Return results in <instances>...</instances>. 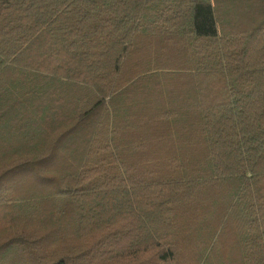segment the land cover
Returning <instances> with one entry per match:
<instances>
[{
	"label": "trees",
	"instance_id": "trees-1",
	"mask_svg": "<svg viewBox=\"0 0 264 264\" xmlns=\"http://www.w3.org/2000/svg\"><path fill=\"white\" fill-rule=\"evenodd\" d=\"M0 264H264V0H0Z\"/></svg>",
	"mask_w": 264,
	"mask_h": 264
},
{
	"label": "rangeland",
	"instance_id": "rangeland-1",
	"mask_svg": "<svg viewBox=\"0 0 264 264\" xmlns=\"http://www.w3.org/2000/svg\"><path fill=\"white\" fill-rule=\"evenodd\" d=\"M145 156H146V155H145ZM187 228L193 229V226H192V227H187ZM190 229H189V230H190ZM228 255L230 256V254H228Z\"/></svg>",
	"mask_w": 264,
	"mask_h": 264
}]
</instances>
